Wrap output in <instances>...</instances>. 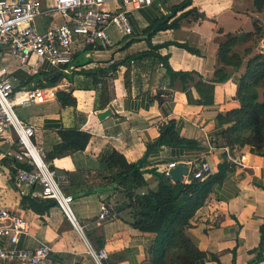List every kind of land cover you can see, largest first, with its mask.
Segmentation results:
<instances>
[{"label": "crops", "instance_id": "1", "mask_svg": "<svg viewBox=\"0 0 264 264\" xmlns=\"http://www.w3.org/2000/svg\"><path fill=\"white\" fill-rule=\"evenodd\" d=\"M50 1L53 0L44 1L48 8L53 5ZM182 1L154 0L152 5L135 11L131 17L133 35L142 37L154 19L162 17L166 8ZM255 1L193 0L192 7L204 13L205 19L185 18L178 29L161 31L152 38L154 45L177 42L200 51L201 55H195L176 45L160 51L162 55H169L174 70L193 75L194 80L189 82L186 90L179 81L169 86L164 69L147 61L121 64L116 71L109 69L111 61L121 62L127 55L145 48L144 40L123 49L127 39L124 37L118 39L112 49L98 47L101 52L92 45L77 44L73 47L75 70L66 73L46 64L36 76L28 68H20V63L11 55L0 51V66L8 65L13 71L18 78V89L42 87L39 81H48L59 72L65 75L55 86L47 87L56 88L55 99L17 108L23 121L36 126V141L47 154L61 142L59 130L62 128L91 134L84 151L55 158L50 165L67 177L65 191L74 197L73 210L91 245L108 252L105 264H150L153 254L148 247L156 235L142 232L130 224V210L125 206L124 193L107 186L98 174L99 157L104 150L114 148L128 161H139L148 144L157 140L159 127L167 119H175L179 133L198 141L201 150L163 146L149 155L146 169H156L162 174L169 162L184 161L188 163L184 179L189 182V174L197 161H207L217 169L226 151L236 165L225 181L213 189L190 222V234L208 255L204 264H264V249L258 260L262 251L260 227L264 223V157L250 153L247 148L232 154L228 149L212 146V139L222 128L218 114H225L238 105L233 99L237 90L236 77L244 72V67L229 80L214 82L213 105L198 104L199 94L195 89L199 81L211 83L214 80L219 66L218 39L228 33L244 32L245 21L249 24L253 18L260 19L263 13ZM116 6L115 2L109 4V8ZM52 18L55 20L56 17ZM63 21L61 18V22L56 23ZM37 23L41 30L53 25L48 17L38 19ZM60 91L71 92L76 105L62 108L57 99ZM161 97L165 102L160 100ZM106 109H110L111 114L100 120L98 113ZM9 137L15 139L12 131ZM14 175L9 162L0 157V209L22 216L30 228L28 234L20 237L18 246L32 249L48 245L51 252L42 264H95L85 242L57 205L45 214H38L24 204V197L41 198L34 194L39 188L21 186ZM144 177L148 186L136 192L145 194L157 190L158 175L147 173ZM104 204L111 213L106 219H100Z\"/></svg>", "mask_w": 264, "mask_h": 264}, {"label": "trees", "instance_id": "2", "mask_svg": "<svg viewBox=\"0 0 264 264\" xmlns=\"http://www.w3.org/2000/svg\"><path fill=\"white\" fill-rule=\"evenodd\" d=\"M192 5L193 0H183L180 4L166 8L162 17L154 19L142 37L128 36L123 49H128L142 40L146 42V47L127 55L121 62L111 64L109 69L116 71L121 64L147 61L152 66L160 65L164 69L169 78V86L172 87L179 81L182 89L186 90L189 82L194 80L193 75L174 70L170 65L169 55H162L160 51L170 45H176L195 55H201L200 51L177 42L154 45L152 38L161 31L178 29L185 18L190 17L194 21L205 19L206 15ZM255 5L261 12L264 9V0H256ZM253 24L256 31L228 33L218 39L219 66L216 68L214 80L211 83L199 81L195 89L199 94L198 104L213 105L214 82H225L244 67V72L236 77L237 90L233 99L238 105L225 114H218L217 119L222 128L212 139V146L228 149L232 154L235 150L247 148L250 153L264 157V53H254L253 49H246L241 55L236 50L238 45L250 42L261 32L257 19ZM94 75L97 76L96 73ZM64 76L59 72L48 81L39 82H42L41 86L44 88L53 87ZM57 99L62 108L76 105V99L71 92L60 91ZM160 100L165 102L164 97ZM59 135L61 142L49 152L48 161L84 151L91 139L90 133L78 129L62 128ZM163 146L180 147L188 151L201 150L198 141L179 133L175 119H167L159 127L157 140L148 144L142 159L131 162L117 149L108 148L99 157L101 168L98 174L107 186L124 193L127 199L125 206L130 210V224L142 232L156 235L154 242L148 247V251L153 254L150 264H204L208 255L197 246L195 238L190 234V222L209 199L213 189L225 181L236 165L230 161L225 151L217 169L211 167L203 180L195 178L191 172L189 182L184 179L182 182L173 183L156 169L145 168L149 155ZM13 171L15 174V170ZM147 173L158 175L157 190L139 194L137 189L148 186L144 177ZM22 201L38 214H45L53 206H58L50 198L24 197ZM260 232L262 251L258 260L264 249V223Z\"/></svg>", "mask_w": 264, "mask_h": 264}, {"label": "built area", "instance_id": "3", "mask_svg": "<svg viewBox=\"0 0 264 264\" xmlns=\"http://www.w3.org/2000/svg\"><path fill=\"white\" fill-rule=\"evenodd\" d=\"M45 0H0V51L19 61L20 68H28L38 75L47 64L66 73L75 70L73 47L77 44L92 45L97 52L112 49L115 41L111 29L124 37L133 35L132 14L153 4L154 0H53L52 7ZM117 4L115 10L109 4ZM55 15L64 21L56 23ZM51 19L53 25L45 30L37 20ZM115 61H111L110 65ZM18 78L8 65L0 66V142L7 148L0 151L3 159L15 170V179L21 186L39 188L34 194L54 199L68 221L85 242L95 264H105L108 252L95 249L89 242L85 228L73 210L74 197L65 191V175L51 168L48 154L36 141L35 125L20 119L15 111L18 106L43 104L56 98V88L35 87L18 89ZM13 132L15 139L9 137ZM1 139L3 141H1ZM15 147L17 149H15ZM177 161L169 162L162 174L171 180ZM211 165L206 161L193 164L192 174L204 179ZM110 208L104 204L99 215L106 219ZM28 222L20 215L0 209V264H42L51 252L48 245L26 249L18 246L20 237L29 233Z\"/></svg>", "mask_w": 264, "mask_h": 264}, {"label": "rangeland", "instance_id": "4", "mask_svg": "<svg viewBox=\"0 0 264 264\" xmlns=\"http://www.w3.org/2000/svg\"><path fill=\"white\" fill-rule=\"evenodd\" d=\"M52 2L53 1H50V4L52 5ZM115 6H116V3H115ZM112 10H115L114 7H112ZM263 14L260 16V19H257L258 20V27L260 28V33L254 37L253 40H251L250 42L248 43H244V44H240L236 47V50L239 52V54L243 55L245 50L246 49H253L254 50V53H264V9L261 11ZM60 18H59V17ZM55 20L56 22H61V16L60 15H55ZM255 20V18H253ZM246 26L243 27V31L244 32H249V31H256L257 29L253 26V22L252 20L249 21V24H247V22L245 21L244 22ZM254 28V29H253ZM111 36L113 38V40L116 42L118 41V39H122L123 38V35L121 33H119L117 30L115 29H111ZM86 46V45H84ZM119 57V56H118ZM8 59H11V56H8ZM19 64V61L17 62ZM41 76H37V78H40ZM27 107V106H25ZM15 111L18 115V117L20 119H23L20 115V111L19 109L16 107L15 108ZM1 141H3L1 139ZM6 148L7 146L3 143V142H0V151H6ZM0 156H2V154H0ZM49 165L51 164L50 161H48ZM51 166V165H50ZM56 169V168H55ZM57 170V169H56ZM67 186V185H65ZM189 233V232H188Z\"/></svg>", "mask_w": 264, "mask_h": 264}, {"label": "water", "instance_id": "5", "mask_svg": "<svg viewBox=\"0 0 264 264\" xmlns=\"http://www.w3.org/2000/svg\"><path fill=\"white\" fill-rule=\"evenodd\" d=\"M102 48V47H100ZM111 114V110L110 109H106L100 113H98V118L100 120L105 119L107 116H109ZM188 169V163L181 161L179 162L176 167L172 170V176H171V180L173 181V183H177V182H182L184 180V173L187 171Z\"/></svg>", "mask_w": 264, "mask_h": 264}, {"label": "clouds", "instance_id": "6", "mask_svg": "<svg viewBox=\"0 0 264 264\" xmlns=\"http://www.w3.org/2000/svg\"><path fill=\"white\" fill-rule=\"evenodd\" d=\"M47 159H48V157H47ZM48 161V160H47ZM181 162V161H180ZM179 163V162H178ZM52 168V167H51ZM55 169V168H54ZM171 182H173L172 180H170ZM59 207V206H58Z\"/></svg>", "mask_w": 264, "mask_h": 264}]
</instances>
